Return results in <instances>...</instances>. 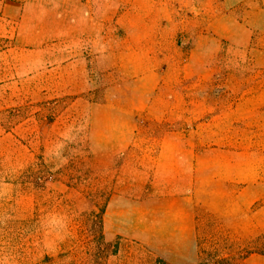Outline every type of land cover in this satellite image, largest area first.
<instances>
[{
	"label": "rangeland",
	"instance_id": "374dc122",
	"mask_svg": "<svg viewBox=\"0 0 264 264\" xmlns=\"http://www.w3.org/2000/svg\"><path fill=\"white\" fill-rule=\"evenodd\" d=\"M76 1L109 12L104 72L94 31L30 39L56 0H0V264H264L262 19L242 47L222 0ZM151 202L191 219L188 255L126 236Z\"/></svg>",
	"mask_w": 264,
	"mask_h": 264
},
{
	"label": "crops",
	"instance_id": "0c3cea01",
	"mask_svg": "<svg viewBox=\"0 0 264 264\" xmlns=\"http://www.w3.org/2000/svg\"><path fill=\"white\" fill-rule=\"evenodd\" d=\"M69 0H56L54 14L43 15L40 7L35 10V14L30 17L26 10L23 13V19L26 23L38 25V30L30 33V39L42 40V31L39 25L54 23V37L57 40L67 41L73 37L80 39L86 32L94 31L95 42L91 46V55L95 60L97 70L104 72L105 68H110V15L104 11L103 18L95 23L94 19L86 14V8L82 1L69 3ZM215 8V7H214ZM216 16L223 18L225 24H229L233 31L230 41L235 46H248L253 39L254 25L262 19L264 23V0H222L221 5L216 7ZM106 13V18H105ZM53 20H52V19ZM47 37V36H46ZM39 46V43L36 44ZM73 51V49L71 50ZM79 58L74 63V79H87L88 59L85 56L84 49L78 46L73 51ZM73 66V62L71 63ZM148 208L136 217L132 228L128 229L126 236L135 238L143 248L155 249L158 255L163 256H186L192 249L193 227L191 219L187 217H178L168 219L166 217H156L153 202L148 203ZM145 215V216H144ZM148 215V216H147ZM121 222L116 224L121 228ZM117 232V229H116Z\"/></svg>",
	"mask_w": 264,
	"mask_h": 264
}]
</instances>
